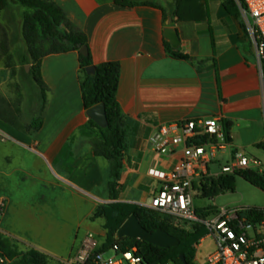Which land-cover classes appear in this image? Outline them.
<instances>
[{"label":"crops","instance_id":"1","mask_svg":"<svg viewBox=\"0 0 264 264\" xmlns=\"http://www.w3.org/2000/svg\"><path fill=\"white\" fill-rule=\"evenodd\" d=\"M52 1L87 35L94 66L121 65L118 101L129 146L121 192L132 182L148 194L130 200L120 192L121 202L150 204L161 184L148 175L149 169L168 171L177 162L159 156L149 144L161 125L219 119L223 126L231 123L234 151L264 142L263 70L242 19L229 14L222 0H203L205 16L199 21H178L158 3L125 7L115 0ZM167 27L179 34L177 50L165 38ZM166 42L192 59L173 57ZM42 75L46 105L39 131L30 135L0 119V198L8 204L0 239L19 254L37 251L47 258L59 256L63 263L87 233L106 235L94 226L103 219L91 218L112 203L109 162L96 156L80 131L89 117L79 52L47 55Z\"/></svg>","mask_w":264,"mask_h":264},{"label":"trees","instance_id":"2","mask_svg":"<svg viewBox=\"0 0 264 264\" xmlns=\"http://www.w3.org/2000/svg\"><path fill=\"white\" fill-rule=\"evenodd\" d=\"M224 7L229 14L242 19L236 0H222ZM14 2L26 9L23 17L22 37L27 45L30 58L25 63L31 65L30 76L33 77L37 85L42 89L43 109L39 117H34L30 126L25 130L27 134L34 135L43 126V111L46 105V85L42 75L43 59L53 53L79 52L80 65V85L83 95L84 107L88 111L90 108L105 104L109 127L101 128L96 122L88 118V122L80 129L81 134L90 139L95 154L103 157L109 162L108 187L112 203L101 206L97 209L92 221L103 219L106 238L103 240V248L109 249L118 245L123 250L137 247L148 264H162L171 262L173 264H183L180 257L183 255L187 264H195L197 256V246L209 235L204 227L194 226L192 230H183L174 227L168 221H162L151 209L135 203L120 201L121 178L124 170V159L128 151V124L126 117L122 113L118 101V91L121 78V65L118 62H106L95 66L94 74H88L87 69L94 66L93 57L89 47L87 35L68 18L67 12L52 0H0V12H8L10 4ZM116 4L133 7L135 5H145L157 7L154 1L138 0H115ZM201 0H175V5L171 17L178 21H199L205 15ZM167 19V16L165 17ZM245 28V24L243 23ZM45 43L50 44V48L44 47ZM87 46L89 55L84 56L80 50ZM4 53L9 54L6 43H1ZM166 47L170 54L183 60H191L189 55L183 54L180 50L172 49L170 43L166 42ZM262 70L264 79V58L262 59ZM24 74H27L23 68ZM0 119L12 126L22 129L12 116H8L0 111ZM228 141L230 139L231 123L224 125ZM207 142L204 138L199 143ZM264 151V142L256 145ZM66 147L64 151H67ZM237 177L264 191V175L252 170H244L234 175H224L218 178H209L203 185V196L205 198H215L225 191L235 192ZM201 217H207L216 213L211 210H197ZM137 215L143 227L154 233L158 230H165L172 236L179 239L177 247L161 248L142 240L127 237L120 238L118 231L126 220ZM242 216L249 221L260 224L264 221L263 208L249 207ZM0 251L12 262L11 264H46L47 257L37 251L26 254H19L12 249L7 241L0 239ZM10 264V263H8Z\"/></svg>","mask_w":264,"mask_h":264},{"label":"built area","instance_id":"3","mask_svg":"<svg viewBox=\"0 0 264 264\" xmlns=\"http://www.w3.org/2000/svg\"><path fill=\"white\" fill-rule=\"evenodd\" d=\"M245 30L255 46L258 62L264 58V0H236ZM204 138L207 142L199 143ZM152 150L163 158L176 157L172 169L151 168L148 175L161 187L144 207L153 210L162 221L176 228L192 230L204 227L214 235L217 250L207 257L205 264H264V221L255 224L242 213L247 208H222L211 219L201 217L195 200L203 196V185L209 178L234 175L252 170L264 175V160L234 151L219 119H188L161 125L151 134ZM224 158L220 171L212 166ZM7 200L0 198L1 221L7 210ZM264 210V208H263ZM10 260L0 251V264ZM64 264H148L137 247L123 250L118 245L103 248L94 233H87L79 249ZM162 264H173L171 262Z\"/></svg>","mask_w":264,"mask_h":264},{"label":"rangeland","instance_id":"4","mask_svg":"<svg viewBox=\"0 0 264 264\" xmlns=\"http://www.w3.org/2000/svg\"><path fill=\"white\" fill-rule=\"evenodd\" d=\"M138 1H154L168 13L173 11L175 0H138ZM203 0H201V3ZM26 9L20 5L11 2L10 10L6 13L0 12V111L8 116H12L19 124H21V131L27 129L34 117H39L43 109L42 90L37 85L32 76H30L31 65L25 63L29 59L27 45L22 37L23 17ZM242 22L244 23L243 19ZM6 43L9 48V54L4 53L1 43ZM252 42V41H251ZM253 48L255 46L251 43ZM46 49L50 48L49 43H45ZM256 51V50H255ZM262 68V64L259 62ZM30 66L28 75L24 74L23 68ZM27 71V70H26ZM26 133V132H25ZM264 137V129H263ZM249 157H255L264 160V151L255 147H249L244 150ZM224 164V158L219 157L218 163L212 166V171L217 173L220 171V165ZM125 199H140L141 194L148 195L147 191L143 192L136 189L130 182L121 192ZM107 205V204H106ZM197 209L211 210L216 213L211 214L205 219H211L217 215L222 208H264V191L254 187L241 177H237L236 190L225 191L215 198H205L199 196L195 200ZM105 206V205H104ZM103 220H97L94 226L99 232H106L102 227ZM100 240H105L106 235L98 236ZM217 242L211 233L201 242L198 248L199 261L195 264H202L207 257L217 250ZM57 255V254H55ZM61 257L54 256V258H47L46 264H64L60 260ZM12 263V262H11ZM10 263V264H11Z\"/></svg>","mask_w":264,"mask_h":264},{"label":"water","instance_id":"5","mask_svg":"<svg viewBox=\"0 0 264 264\" xmlns=\"http://www.w3.org/2000/svg\"><path fill=\"white\" fill-rule=\"evenodd\" d=\"M172 19L170 20V23ZM165 38L171 43L172 47L177 50L180 46V38L178 32L172 28L167 27L164 30ZM80 53L84 56L89 55V48L87 46L80 50ZM27 72L30 70V66L26 67ZM96 71L95 66H91L87 69L88 74H94ZM87 116L96 122L101 128L107 129L109 127V121L107 117L105 104H99L87 111ZM120 238L127 237L136 240H142L153 244L161 248L177 247L180 244L179 239L172 236L165 230H158L154 233L148 231L141 224L140 219L137 215L130 216L126 222L121 226L118 231ZM183 264H187L185 257H180Z\"/></svg>","mask_w":264,"mask_h":264}]
</instances>
